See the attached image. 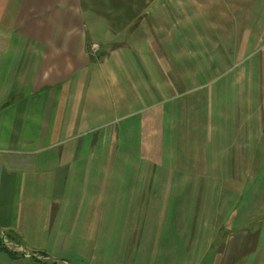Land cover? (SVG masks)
<instances>
[{
    "label": "crops",
    "instance_id": "crops-1",
    "mask_svg": "<svg viewBox=\"0 0 264 264\" xmlns=\"http://www.w3.org/2000/svg\"><path fill=\"white\" fill-rule=\"evenodd\" d=\"M105 1L88 5L107 9L106 19L93 18L89 30L86 0H0V264L105 263V201L113 213L118 207L113 185L120 179H105L107 167V177L117 173L115 142L136 133L137 151L151 153L152 137L161 136V121L169 119L158 109L163 100H152L160 89L147 74L159 70L161 86L167 66L137 67L131 45L123 52L114 43L101 50L96 40L105 45L138 24L147 38L165 1L129 0L127 8H145L133 21L122 20L119 8ZM154 6L159 17L151 11ZM154 36L159 38L156 31ZM198 105L195 99L189 105L192 119L202 117ZM184 110L181 102L180 140L197 135L195 124L185 127ZM103 136L115 140L111 157L104 154ZM233 147L245 150L237 139ZM237 160L243 161L242 153ZM231 228L238 234L227 251L230 262L264 264L258 241L247 239L245 221L239 217ZM249 243L253 251L246 252ZM114 258L115 251L106 255L110 264H120Z\"/></svg>",
    "mask_w": 264,
    "mask_h": 264
},
{
    "label": "rangeland",
    "instance_id": "rangeland-1",
    "mask_svg": "<svg viewBox=\"0 0 264 264\" xmlns=\"http://www.w3.org/2000/svg\"><path fill=\"white\" fill-rule=\"evenodd\" d=\"M128 1L105 2L119 8L122 20L133 21L145 8L137 4L127 8ZM164 1L160 22L153 24L148 39L139 24L135 31L105 45L96 39L102 43L101 50L114 43L115 50L123 52L131 45L137 67L139 63L167 66L161 75L168 81L164 85L163 78L160 86L159 70L147 73L160 89L152 100H163L158 109L164 112L163 119L169 118L161 121V136L152 137L155 151H137L136 133L118 136L116 142L103 136L105 155L111 157L114 142L118 146L117 173L107 177L111 170L107 167L105 179H120L113 185L119 190L113 195L118 203L113 204L119 208L113 213L109 200L105 201L103 264H110L106 255L112 251L120 264H240L230 262L227 254L238 234L231 224L239 217L245 221L248 241H258V255H264V0ZM97 2L84 4L89 30L93 18L106 19L105 5L89 8ZM151 11L159 17L155 6ZM100 32L96 34L103 39ZM194 99L201 118L190 116ZM181 102L183 123L187 128L195 124L197 134L182 140L178 135ZM236 139L245 149L242 162L237 160L240 151L233 147ZM228 145L232 148L227 150ZM107 196L112 198V192ZM250 251L249 243L246 252Z\"/></svg>",
    "mask_w": 264,
    "mask_h": 264
},
{
    "label": "built area",
    "instance_id": "built-area-1",
    "mask_svg": "<svg viewBox=\"0 0 264 264\" xmlns=\"http://www.w3.org/2000/svg\"><path fill=\"white\" fill-rule=\"evenodd\" d=\"M97 48V45H92V49L95 50Z\"/></svg>",
    "mask_w": 264,
    "mask_h": 264
},
{
    "label": "bare ground",
    "instance_id": "bare-ground-1",
    "mask_svg": "<svg viewBox=\"0 0 264 264\" xmlns=\"http://www.w3.org/2000/svg\"><path fill=\"white\" fill-rule=\"evenodd\" d=\"M98 46V45H97Z\"/></svg>",
    "mask_w": 264,
    "mask_h": 264
}]
</instances>
